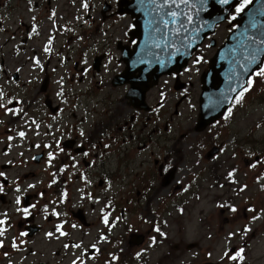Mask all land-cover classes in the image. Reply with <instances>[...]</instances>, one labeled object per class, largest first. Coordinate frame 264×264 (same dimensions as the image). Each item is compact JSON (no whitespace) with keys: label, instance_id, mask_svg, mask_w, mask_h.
<instances>
[{"label":"flooded vegetation","instance_id":"flooded-vegetation-1","mask_svg":"<svg viewBox=\"0 0 264 264\" xmlns=\"http://www.w3.org/2000/svg\"><path fill=\"white\" fill-rule=\"evenodd\" d=\"M131 1L0 0V264H32L35 249L34 264H153L137 241H169L170 206H189L200 231L216 212L221 230L224 198L225 219L240 217L234 264H264V161L219 160L227 140L212 132L224 117L197 129L194 80L212 36L181 70L142 74L141 99L123 77L139 40ZM144 200L157 201L146 234Z\"/></svg>","mask_w":264,"mask_h":264},{"label":"water","instance_id":"water-1","mask_svg":"<svg viewBox=\"0 0 264 264\" xmlns=\"http://www.w3.org/2000/svg\"><path fill=\"white\" fill-rule=\"evenodd\" d=\"M242 1L228 0L225 4L221 0H132L127 10L136 18L134 33L139 41L136 53L124 54L128 66L123 75L132 83L131 92L144 99L146 87L139 86L142 74L145 83L150 75L157 81L161 75L185 67L205 39ZM235 22L236 27L217 48L202 75L198 130L221 118L249 78L263 67L264 0H251L235 16ZM212 42L216 46L217 42ZM134 68L140 70L138 76L134 75Z\"/></svg>","mask_w":264,"mask_h":264},{"label":"rangeland","instance_id":"rangeland-1","mask_svg":"<svg viewBox=\"0 0 264 264\" xmlns=\"http://www.w3.org/2000/svg\"><path fill=\"white\" fill-rule=\"evenodd\" d=\"M236 12L238 11L235 9L231 18H234ZM126 23L127 21L125 24ZM232 28L233 26L231 27L230 20L226 21V23L217 28L216 34L213 35L216 38V46L207 49V45H205L206 47L201 51L206 57L204 68L207 67V60L213 56L218 45L225 41ZM119 33L122 35L123 30H119ZM194 82L200 90V83L202 81H200L199 74L196 76ZM250 82L251 83H249L248 87L245 89V93L232 103L228 114L221 120V128L217 126L212 132L213 135L219 138L217 143L222 139L227 140L225 152L219 160H230L232 164L237 162L241 167L243 163L247 164L248 160L254 161L259 158L258 160H261V162L264 161V76L257 75L256 73ZM195 101L196 98L194 99V102ZM187 109L188 107H186V111ZM234 140L238 141V146L234 144ZM234 150H238L239 153L238 155L234 154V158L231 159V153ZM239 175L241 178L246 176V174L242 173ZM163 194L166 193L163 192ZM223 202V208L227 211L224 212L222 218L225 221L228 220L230 224L221 230H218L216 227L221 217H219L216 212L212 213L211 210H214V207L212 208L211 205L207 204L205 201L198 203L196 209L198 211L205 209L207 212L212 213L213 222L210 223V226L206 227V230L201 231L198 230L197 227L199 225V218L201 217L188 221L191 215L189 206L186 207L187 213L183 216L179 215L178 211L170 206L171 212L164 215L166 217L171 216L169 241L163 242L162 239L158 238V245L153 247L151 244V242H153L151 239L152 236H150L146 243H143L142 239L139 238L137 244L142 243L140 246L143 245L144 248H149L151 251L150 259L151 261L153 260V264H157L156 261H158L159 264H202L207 261L234 264L231 254V248L234 243L233 232L236 231V227L240 226V217L237 216L236 218L230 217V219H225V215L230 213L228 208L232 205V201H226L224 198ZM156 204V200H144L141 203L144 210V223L141 228L143 234H146L147 230H150L152 221L156 218L151 215L150 211L155 208ZM129 206L135 209L134 203H131ZM145 206H148V208H145ZM130 218L139 221L141 217L139 212H133L130 214ZM141 230H139V232H141ZM134 232H136L135 228ZM36 241L39 242V238H37ZM137 250L138 248H133L127 251V253L130 254L132 251ZM39 252L40 249H35L33 251L31 255L32 264L40 258ZM28 262L29 258L27 259V263Z\"/></svg>","mask_w":264,"mask_h":264},{"label":"snow or ice","instance_id":"snow-or-ice-1","mask_svg":"<svg viewBox=\"0 0 264 264\" xmlns=\"http://www.w3.org/2000/svg\"><path fill=\"white\" fill-rule=\"evenodd\" d=\"M221 3H225L226 4V3H228V0H221ZM249 3H251V0H244V3L240 5V7L237 9V11L238 12L243 11L245 5H247ZM85 6H87V5H85ZM172 15L175 16L176 14L175 13H172ZM188 19L190 21L191 20V17H189ZM262 43H264V42H262ZM253 59H254V57H253ZM257 75L264 76V69H262L259 73H257ZM249 83H251V82H249ZM20 135L23 136L24 133L21 132ZM17 202H19V201H17ZM233 211H235V209H233ZM0 223H3V221H0ZM105 223H107V217H105ZM157 231H159V229H157ZM0 235H3V230L2 229H0ZM0 244H2V242H0ZM232 258L235 259L236 257H232Z\"/></svg>","mask_w":264,"mask_h":264}]
</instances>
